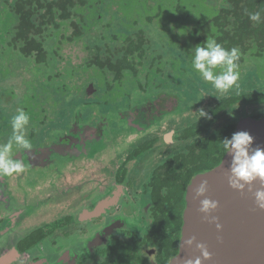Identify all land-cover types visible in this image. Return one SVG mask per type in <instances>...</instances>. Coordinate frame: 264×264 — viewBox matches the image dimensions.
Returning <instances> with one entry per match:
<instances>
[{
	"label": "flooded vegetation",
	"instance_id": "1",
	"mask_svg": "<svg viewBox=\"0 0 264 264\" xmlns=\"http://www.w3.org/2000/svg\"><path fill=\"white\" fill-rule=\"evenodd\" d=\"M95 3L102 4L106 15H100L97 9L95 14L99 13L98 17L92 16V23L85 27L79 38L74 37V28L65 25L71 29L70 35L58 40V34L64 32L63 26L50 43V63L41 66L45 76L46 70L53 74L60 40L79 52L75 59L78 57L80 63L69 71L80 68V73H89L86 84L77 92L83 94V108L88 115L76 111L68 129L48 143L34 140L35 130H30L29 121L26 135L32 148L20 149L12 156L18 159L21 158L19 154L32 151L31 155L22 157L28 167L23 173L8 176L1 190L3 193L0 192V258H10L4 264H169L170 258L178 252L182 226V222L179 225L178 212L182 210L183 201L185 207L186 188L196 175L210 171L191 175L183 189L184 180L190 174V164L197 166L203 155L200 125L205 117H200L198 112L203 109L209 114L221 99H225L223 96L218 98L222 92L218 91L210 104L199 107L193 114L198 115L195 122L173 125L172 121L181 111L176 98L161 91L147 94L138 81L144 79V84H150L157 80H171L178 89L179 81L188 78V73L201 76L193 67V49L197 45L204 46L203 28L207 34L214 32L213 21L224 5L223 0H97ZM0 8L7 10L6 20L8 5L0 2ZM127 14L133 15L126 27L132 33H123L121 43H116L119 39L107 34L111 27L105 25L126 20ZM146 19H156L161 29V25L171 22L180 26L182 33L186 31L184 40L181 32H168L167 41L160 47L163 50L170 48L174 56L167 61L163 59L166 52H160L162 58L154 68H150V63L152 54L158 49L153 53L149 49L143 61L135 59V53L126 60L124 55L128 35L136 41L141 37L148 49L150 41L134 24ZM100 38L109 39V44L99 45ZM3 46H7L13 56H19L12 46ZM250 60L240 64L238 70L246 66L252 69V65H256L257 68H253L256 79L257 70L264 71V58ZM31 62L40 66L29 58L28 67ZM143 63L146 65L139 68ZM172 63L177 64L174 71H171ZM136 68L138 72H135ZM184 69L188 72L186 76ZM220 71V67L214 69L217 74ZM70 74L67 72L66 75L70 77ZM47 77L51 80L52 76ZM46 84L53 83L48 80ZM90 84L97 86V92L87 93ZM136 84L142 92L137 95L144 97L135 101L129 93L127 96L122 94L125 95L122 99L120 86ZM104 96L116 101V108H112L109 114L98 111L99 105L104 104ZM231 110L219 114L229 116ZM31 119L35 129L45 123L42 120L36 123L38 119L30 116ZM238 121L228 123L235 127ZM214 129L216 126L210 131ZM115 135L119 136L118 140ZM58 142H68L71 146L66 148L63 145L57 153L54 146ZM78 160L83 163L79 164ZM55 165L66 169L80 167L83 175L89 177L75 181L71 188L54 190L47 196L44 194L47 206L40 216L39 212H33L34 208L40 207V201L9 193V182L17 186L30 171L47 169L51 172ZM56 170L52 171L54 175L61 176ZM60 197L66 198L64 203L53 205L59 203ZM53 198L56 200L51 201ZM180 218L182 221V213Z\"/></svg>",
	"mask_w": 264,
	"mask_h": 264
},
{
	"label": "rangeland",
	"instance_id": "2",
	"mask_svg": "<svg viewBox=\"0 0 264 264\" xmlns=\"http://www.w3.org/2000/svg\"><path fill=\"white\" fill-rule=\"evenodd\" d=\"M134 5L135 3L133 6ZM5 14L6 10L0 8V25L3 26L0 27V144L6 143L12 136L11 118L17 113L18 109H23L29 116H31V118H34L35 120L38 119L36 123L41 120L45 121V123H42V126H39L40 129H35L33 119L30 120L31 123L29 128L30 130H35L34 140L42 141L43 143H48L53 140L55 141L58 136L68 129L71 120L73 121V116L76 111L81 110V113L85 114V116L88 115V112L83 108V94H81L82 92L77 94V92H79V88H82L84 84H86L89 73H80V68H76L73 72H70L72 66L80 63L78 57L75 59V55H79V52L72 50L70 45H68L69 43L61 40L58 43L59 48L57 49V55L55 57L56 65L53 74L50 70H46V75L50 77L52 76L51 80L45 76L43 67L36 66L32 62L28 67V60L26 61V58L23 59L17 56V54L13 56L14 54L8 52L9 48L3 46L7 44L4 30L6 26V20H4ZM132 16V14H127L126 20H116L114 23H110L111 29L107 34L114 35V37L118 38L119 40L116 43H121L123 33L129 32L126 27H128L130 23L129 19L132 18ZM156 21V19H153L152 21L147 19L145 21L138 20L134 24L137 26L136 28L138 31H142L144 37L150 41L147 48L150 49L151 52L156 51L157 49V52H166L163 59L168 61L167 58L174 56L172 55L173 51L168 47L163 50L160 47V44L167 41L166 36L168 35V32H172L173 34L179 33L182 28L171 22H167L165 23L166 25L164 23V26L161 25V27H163L161 29ZM67 27L68 26L63 27L64 32L61 35L60 33L58 34V40L63 36L67 37L70 35L71 29ZM189 29L190 26L187 28L188 32ZM162 30L166 33L165 35ZM129 33H132V31ZM182 35V39L184 40V37L186 38V31L183 32ZM108 42H110L109 39L106 40L100 38L98 40L99 45ZM50 43H52L51 40ZM50 43H47L49 54L52 50ZM191 49L192 48L189 50L191 51ZM176 67L177 64L172 63L171 71H174ZM67 72L71 73L70 77L66 75ZM253 72V68L251 69L247 66L243 67V70L241 69V71H239L241 76L236 85L230 88L227 92H222V95L218 94L217 92L219 90L213 85L206 83V81L198 74L194 76L187 74L188 78H184L183 76V82L179 81L180 86H178V89L176 85L171 83V80H163V82L157 80L155 83L144 84V79H142L138 82H141L142 87L146 89L144 91H146L147 94L151 91L152 93L160 91L167 94L171 93V95L176 98V104H179L181 108L180 113L172 121V124L185 125L195 122L196 116L198 115L193 114L198 112L199 107L213 102L211 99L216 94L219 95L218 98L222 96L226 98L231 96L234 92L246 89L245 91L247 93V90L254 89L256 93L264 95V71L263 69L257 70L256 79ZM187 79H189V82H186ZM48 80L53 84H46ZM120 87L119 94L126 95L131 93V97H134L135 101H139L144 97V95H137L142 93L138 84L127 85L125 87L121 85ZM125 95L121 96L122 99H124ZM115 102H113L111 97L106 99L104 96V104L99 105L98 111L109 114L112 108H116ZM257 112H264V104H256L252 106H242L239 104L231 110L229 116L222 115L217 120L215 126L219 129L226 122L234 123L239 119L249 117ZM115 137L116 140L119 139V136L115 135L114 138ZM19 150L20 149L14 145L11 156L16 154ZM106 155H109V153H106ZM78 163L82 164L83 160H78ZM54 170L60 172L61 176L58 174L54 175L52 172ZM83 172V169H80V167L66 169L58 165H55L51 172L47 169L42 171L32 170L26 174L24 179L18 182L17 186L14 184L11 185L12 183L9 182V193L23 199L28 200L30 198V200L32 199L31 201H40V207L33 209L34 214L39 212L40 216L47 206L44 204V200L47 199V197H44V194L47 196L49 193L54 192V190L59 191L66 187L71 188L75 181H81L84 178L89 177L83 175ZM60 198L61 200L59 203L51 202L55 201L56 198L51 199L49 202L55 206H57V204L62 205L66 198ZM46 220L48 219L46 218Z\"/></svg>",
	"mask_w": 264,
	"mask_h": 264
},
{
	"label": "trees",
	"instance_id": "3",
	"mask_svg": "<svg viewBox=\"0 0 264 264\" xmlns=\"http://www.w3.org/2000/svg\"><path fill=\"white\" fill-rule=\"evenodd\" d=\"M97 0H0L8 5V16L6 19L5 38L8 46L18 52L19 57L33 58L40 65L45 66L50 63V54L47 50V43L55 39L54 35L65 25H69L76 30L75 38L85 32V27L92 23L91 18L94 15H106L102 11L101 5L95 3ZM224 5L221 7L218 16L214 18V32L204 31L202 44L209 39H214L226 49L238 47L240 49V59L238 61L243 65L250 59L264 58V22L255 23L249 20L247 13L261 11L262 21H264V0H223ZM99 10V13L95 14ZM7 11V10H6ZM96 20V19H94ZM97 21V20H96ZM116 21V20H115ZM2 25H0L1 27ZM98 26V25H96ZM110 27L111 25H105ZM3 27V26H2ZM96 28V27H95ZM78 31V32H77ZM143 34V32H139ZM130 34V33H129ZM125 41L124 55L127 56L135 53V59L146 60L148 50L144 47V41L139 37L133 39L132 35L127 36ZM153 53V52H151ZM160 52L152 54L151 67L154 68L162 58ZM145 58V59H144ZM252 64V62H251ZM146 63L140 64L143 67ZM257 68L256 65H252ZM250 67V66H248ZM138 70L135 69V72ZM117 72V71H116ZM186 76L187 70L184 69ZM118 73V72H117ZM189 74V73H188ZM192 74H194L192 72ZM137 76L136 73L133 74ZM190 75V74H189ZM246 90V89H245ZM234 92L231 96L221 99L219 103L208 114L211 119L204 118L201 122L200 133L203 155L198 159V165L190 164V174L184 180V190L190 180L191 175L199 172H205L219 165L225 152L221 142L225 138H231L234 131L232 123H225L223 127L214 129L217 119L222 116L221 111L233 109L236 104L242 106H252L264 104V95L256 93L254 89ZM228 111V112H229ZM264 112L252 114L253 119H261ZM183 190V191H184ZM178 212L179 225H181V213Z\"/></svg>",
	"mask_w": 264,
	"mask_h": 264
},
{
	"label": "water",
	"instance_id": "4",
	"mask_svg": "<svg viewBox=\"0 0 264 264\" xmlns=\"http://www.w3.org/2000/svg\"><path fill=\"white\" fill-rule=\"evenodd\" d=\"M96 87L95 84H90L87 93L97 92ZM80 112L81 110L77 114ZM240 131L252 135L254 148H264V116L258 120L250 117L240 119L235 124L232 135ZM63 145H66V148L71 146L68 142H58L54 146L57 153L62 150ZM32 153L26 151L22 157ZM19 156L21 157V154ZM231 159V156L225 153L219 165L196 175L187 186L180 241L173 264H185L188 259L194 260L196 257L202 259L195 243L204 244L211 254V259H202V264H264V210L258 207L255 199V192L264 188L261 182L256 180L251 185V191L248 186L244 191L232 189L227 175ZM7 178L8 176H0L1 193ZM202 180H207L208 191L206 196L200 199L208 198L217 201L219 205L207 216L200 212V199L195 198V189ZM213 218L222 226V230L217 231L216 224L211 222ZM193 237L195 243L188 247L184 242ZM12 250L14 251V246ZM9 260L7 256L1 257L0 264Z\"/></svg>",
	"mask_w": 264,
	"mask_h": 264
},
{
	"label": "clouds",
	"instance_id": "5",
	"mask_svg": "<svg viewBox=\"0 0 264 264\" xmlns=\"http://www.w3.org/2000/svg\"><path fill=\"white\" fill-rule=\"evenodd\" d=\"M250 21L261 23V11L247 13ZM193 67L201 77L211 82L212 85L221 92H227L236 85L240 73L239 59L240 49L233 47L230 50L224 48L216 40H208L204 46L197 45L194 49ZM220 67L219 74L214 69ZM200 117L211 119L203 109H200ZM30 121V116L23 110L18 109L17 113L11 118L12 136L4 144H0V176H10L20 174L26 171L28 167L21 154V158L14 159L11 156L14 145L18 149L31 150L32 144L26 135V127ZM254 138L246 131L234 133L231 138H225L221 144L223 151L231 156V163L228 169V183L230 187L237 191H244L248 186L251 191V185L259 180L264 188V148L253 147ZM208 191L207 180H202L195 189V198L205 197ZM255 199L260 209L264 210V190L255 192ZM218 202L208 198L200 199V212L206 216L218 208ZM216 224L217 231L222 230V226L215 218L211 221ZM188 247L195 243V238L184 242ZM197 250L201 253L203 261L211 259V254L206 246L201 243H195ZM176 258H170L169 264H173ZM201 257L188 259L185 264H202Z\"/></svg>",
	"mask_w": 264,
	"mask_h": 264
}]
</instances>
